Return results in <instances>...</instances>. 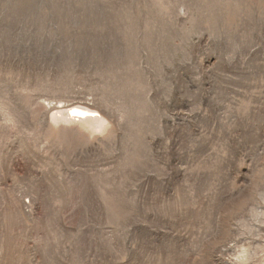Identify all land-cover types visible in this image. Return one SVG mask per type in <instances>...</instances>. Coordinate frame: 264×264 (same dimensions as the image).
<instances>
[{"label": "rangeland", "instance_id": "obj_1", "mask_svg": "<svg viewBox=\"0 0 264 264\" xmlns=\"http://www.w3.org/2000/svg\"><path fill=\"white\" fill-rule=\"evenodd\" d=\"M0 264H264V0H0Z\"/></svg>", "mask_w": 264, "mask_h": 264}, {"label": "bare ground", "instance_id": "obj_2", "mask_svg": "<svg viewBox=\"0 0 264 264\" xmlns=\"http://www.w3.org/2000/svg\"><path fill=\"white\" fill-rule=\"evenodd\" d=\"M69 112H70V115L74 116V117H82V118H85V119H94V120H98L97 119V116H99L96 112H93V111H89V110H86V109H82V108H79L77 106H70L69 108Z\"/></svg>", "mask_w": 264, "mask_h": 264}]
</instances>
